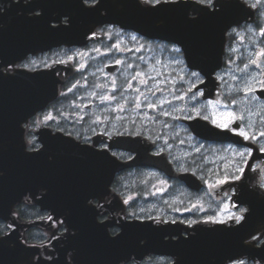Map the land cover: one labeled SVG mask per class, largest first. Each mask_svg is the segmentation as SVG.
I'll return each mask as SVG.
<instances>
[{"label": "water", "instance_id": "obj_1", "mask_svg": "<svg viewBox=\"0 0 264 264\" xmlns=\"http://www.w3.org/2000/svg\"><path fill=\"white\" fill-rule=\"evenodd\" d=\"M17 3L0 11V24H5L0 25V218L13 225L0 235V264H69L70 253L75 257L74 264H115L124 254L140 259L149 252L175 255L176 260L169 264H226L241 255L264 261V243L255 246L245 241L264 220V196L252 191L247 181L236 184L234 200L248 209L240 223L201 226L195 233L182 236L173 223L132 218L122 220L120 231L109 235L108 221L98 222L97 206L87 201L108 193L116 170L148 165L150 159L138 151L132 160L121 162L67 135L50 133L48 128L39 133L37 149H26L23 122L57 95L56 68H19L12 73L1 69L28 52L83 42L89 25L110 22L178 44L186 65L203 74L201 85L210 83L213 88L212 73L222 64L225 30L252 18L254 11L236 0H220L217 8L207 10L191 0L155 5L138 0H96L91 4L84 0H32L29 6ZM36 7L39 13L28 14ZM62 16H68L67 22L61 21ZM254 92L264 97V89ZM187 123L201 138L249 144L201 117L187 119ZM118 139L130 141L127 137ZM260 156L254 151L255 159ZM161 165L170 173L167 164ZM178 176L190 188L202 186L192 172ZM27 195L40 209L48 210L52 219L60 217L71 230L63 236L61 245H54L52 257L42 256L40 245L22 240L24 227L42 223L20 221L13 213V206ZM175 234L178 237L171 239Z\"/></svg>", "mask_w": 264, "mask_h": 264}, {"label": "flooded vegetation", "instance_id": "obj_2", "mask_svg": "<svg viewBox=\"0 0 264 264\" xmlns=\"http://www.w3.org/2000/svg\"><path fill=\"white\" fill-rule=\"evenodd\" d=\"M15 1L19 2L17 4H26L29 6L32 0H0V3H4L0 5V11H4L5 8L10 7V4L15 3ZM94 1L88 0L86 4L93 3ZM138 1L144 5H155L148 3L147 0ZM163 1L161 0V2ZM191 1L197 2V0ZM236 1L245 5L246 9L249 8L247 4L243 3V0ZM217 7L218 4L215 5V8ZM252 10L254 11L252 18H247L240 23L231 25L225 30L224 45L229 40L237 38V31H241L243 42H253V44H256V41H258L264 47V37L258 35L257 28L258 24L264 25V23L257 21V10H262V8ZM38 12L39 8L36 7L32 11H28V14ZM67 19L68 16H62L61 21L67 22ZM0 25L5 24L1 23ZM247 25L254 27L256 32L247 31L248 28H244ZM89 26L91 29L87 32L83 42L71 44L60 43L43 51L28 52L18 60L5 64L3 71L12 72L18 68L26 70H35L41 67L56 68L55 73L59 78L57 95L45 107L38 110L25 121L24 135L26 139L33 137L38 142V135L41 130L48 128L50 133L59 132L67 135L81 144L105 151L111 157L121 162L132 160L138 151L143 152L150 159L151 164L148 165L134 164L116 170L108 184V193L100 198H94L91 201L98 208V222L108 221L106 225L108 233L109 235H115L120 231V222L122 220L135 217L131 215V212L123 210L127 203L124 204L119 199L117 192L119 190H133L155 185V183L147 182L149 178L144 177L145 172L151 171L160 176H164L165 185H167L168 180L172 182L174 180L177 182L175 186H183L182 189L184 188L193 194L203 188L205 182L204 179L199 177L202 182V187L200 189H193L188 187L179 178V173L192 172L191 169L195 165H199L195 153L192 154L190 162L185 167H178L175 161L167 156V144L173 140L168 135V128L161 123L164 117L159 114L156 117L150 115L151 112L158 109V106L156 107L157 109L148 107V102H146L148 98L152 95L156 96L162 91L167 92L170 90L171 84H166L162 87L156 86L158 88L152 91V95L151 91H146L145 96L142 95L140 98L136 96L134 98L132 97L136 90L135 87L131 86L132 82L136 81L137 84L141 85L142 80H146L147 82H150V79L151 81H160L172 75V73H164L162 77L157 72L160 68V63L154 59V55L159 53L162 58L174 55L176 52L172 51V48L179 46L171 41L143 36L130 28L121 27L117 23H96ZM233 29H236V33L232 31ZM132 35L137 36L138 39L133 41L131 39ZM146 43L152 44V47L149 48L150 50L142 49L141 45H146ZM117 44L119 48L113 47V45ZM76 53H80V55H76ZM41 55L47 56L42 61H39ZM68 56H73V59L68 60ZM117 60L122 61V63L117 64ZM81 65L83 67H80ZM138 72H144L145 75L137 76ZM134 76H137V78L133 79ZM260 80H264V75H262ZM113 81H115V87H113ZM73 85H76V87H73ZM256 88L264 89V85L258 83V87ZM105 95L115 96L116 99L101 100L100 97ZM256 97L264 102V97ZM125 100H127V103H125ZM139 102L140 106L137 107L136 105ZM49 114L53 118L45 120L44 117ZM182 120L187 123V118ZM261 124L262 121L259 114L257 128L261 127ZM119 137H127L130 141H120L118 139ZM219 142H223L224 144L234 143L231 141ZM234 144L249 145L241 143ZM157 153L159 154L157 155ZM257 153L261 154L259 158H256L257 164H260L264 161V153L258 151ZM192 158L193 161L191 162ZM161 164H167L170 173ZM257 170L259 173H262L264 171V165ZM262 185H264V181L261 180V185L258 188L259 196H264V187ZM221 189L222 187L219 186L210 188L213 192L220 191L224 194L225 191ZM235 194L231 196V200L234 205H237L238 203L234 200ZM184 195L189 197L187 194ZM194 220L197 223L189 224L187 221L171 219L159 222H169L171 223L170 225L173 223L174 228L180 229L182 236L195 233V229L203 225L213 224V222L206 223L205 220L195 219V217ZM65 233H69V230L67 229L66 232L59 233L55 236L57 241H54L53 244L50 243L52 245L50 249H47L49 247L44 245L42 252L45 255L54 256V245L59 246L62 244ZM169 237V235L166 236V238ZM177 237L178 235L175 234L171 239H176ZM263 243L264 241H262ZM148 255L167 257L168 261L165 264L176 260V256L154 252L143 255L141 259L131 258L135 264H142Z\"/></svg>", "mask_w": 264, "mask_h": 264}, {"label": "rangeland", "instance_id": "obj_3", "mask_svg": "<svg viewBox=\"0 0 264 264\" xmlns=\"http://www.w3.org/2000/svg\"><path fill=\"white\" fill-rule=\"evenodd\" d=\"M262 10H257L258 17L257 21L264 23V7ZM244 28H249V25L244 26ZM254 32L256 29L251 27ZM238 37L234 40L231 39L227 44L224 45V52L222 55L223 63L222 65L212 73L214 86L211 84L206 86H201L195 78L188 76L190 71L199 72L196 69L189 68L184 60V56L181 53H176L174 55L165 56L162 58L160 54L154 55V59L160 63V68L157 70L159 74L163 77L164 73L172 75L163 78L160 81H151L137 84L136 81L131 83L132 87H135V93L132 95L134 98H140L142 95L145 96L146 91H152L158 87L165 86L166 84H171L170 90L167 92L162 91L156 96H150L146 102L155 103L158 109L151 112L150 115L156 117L158 114L163 116L164 119L161 121L165 127L168 128V135L172 137L171 142L167 144V156L177 164L178 167H185L186 164L190 162V157L195 153L199 165L193 167L191 171L195 173L198 177L204 179L205 186L195 194L189 193L183 186L177 185V182L173 180L167 181L161 184V181H165L164 176H160L154 172H145L144 177L149 178L151 183L155 185L145 186L136 188L133 190H119L117 196L124 203L129 196L132 197L128 201L126 207L123 210L127 212L135 213V217L146 219L150 218L156 222L171 220H181V221H191L195 219L207 220L209 216H215L217 221L223 219L225 223H213L215 224H228L234 222V220L228 219L230 214L239 215V208H247L245 204L234 205L231 196L235 194L236 184L239 182H248V187L259 193V186L261 185V180L264 181V171L259 173L257 169L255 170H245L244 177L239 181H229L228 183L217 185L216 181L222 178V174L225 171L224 165L229 163L233 157L230 152L224 151L228 145H232L233 148H241L245 145H237L234 143L224 144L223 142L203 139L192 133L189 129L187 123L182 119H186L187 116L195 117L196 114L191 112V108L197 107L202 108L207 104V101L221 97L229 105L232 111H236L238 114L241 111H245L246 121L249 120L257 128V121L260 117L264 116V102L259 100L255 93L246 92L245 82L252 89L258 87V83L262 75L258 73L264 72V57H256L255 52L258 51L262 46V43L256 41L253 42H243L241 39V31ZM257 39V38H256ZM152 47L151 43L144 44L142 49L150 50ZM173 49V48H172ZM235 49V51H232ZM47 55H41L39 61H42ZM251 59H257L259 66L249 64L248 68L244 70V64L248 63ZM179 60L181 63H175L174 61ZM231 60L232 63L229 64L228 61ZM200 73V72H199ZM184 77L183 80L180 77ZM223 79H219V77ZM233 76L238 77V79H233ZM250 77H255V80L250 79ZM204 76L200 73V80L203 81ZM196 82L198 89L203 92V95L197 97L196 101L190 99L192 93H188L183 100L175 99L174 96L182 95L190 87L189 81ZM158 86V87H156ZM196 89H193L195 92ZM155 97V98H154ZM237 100V104L232 105L231 100ZM170 101V103L161 104L160 101ZM137 103V101H136ZM140 104V102H139ZM176 109H183L179 111ZM220 108L219 111H223ZM148 111V110H147ZM247 111L254 113L251 117H247ZM149 112V111H148ZM163 112H169L170 115H163ZM212 108H207L206 111H202L199 117L203 118L204 115H210ZM138 113V111H136ZM171 119V121H170ZM211 123V119L208 120ZM212 124V123H211ZM25 126V125H24ZM27 126V124H26ZM29 127V126H28ZM30 129V128H29ZM31 141V143H29ZM39 143L31 137L25 138V145L28 150L33 149ZM199 149V151H197ZM193 158L191 159V162ZM250 164H257V160L250 161ZM212 185L216 187H222L225 193L213 192L210 190ZM144 186V185H143ZM143 188V189H142ZM162 189V190H161ZM187 194L189 197L185 196ZM187 200H185V198ZM196 205V207H194ZM229 205V207H225ZM202 206V208H201ZM37 205L34 203L32 196L28 195L24 200L16 203L13 208L15 214L22 212L27 216H32L36 213ZM143 209V211H141ZM195 214V215H194ZM34 220H40L42 223L35 226H29L21 230L22 240L28 244H38L41 246V252L43 251V246L47 245V249H50L52 245L50 240L54 238L59 233L66 232V227L63 220L60 217L53 219L49 218L48 211L41 215H37L30 220L25 218L23 221L30 222ZM50 221V222H49ZM211 223V222H207ZM255 228L254 232L245 239L246 242L254 245L262 244L264 241V220H261ZM203 226H210L203 225ZM10 229L9 224L0 218V233L7 232ZM256 237V239H253ZM43 253V252H42ZM244 260L245 264H264V261H257L246 255H241L232 260L225 261L226 264H233V261ZM168 261L167 257L148 255L142 264H165Z\"/></svg>", "mask_w": 264, "mask_h": 264}, {"label": "snow or ice", "instance_id": "obj_4", "mask_svg": "<svg viewBox=\"0 0 264 264\" xmlns=\"http://www.w3.org/2000/svg\"><path fill=\"white\" fill-rule=\"evenodd\" d=\"M88 0H85V3H87ZM148 3H153V4H159L161 3V0H147ZM164 2H168V0H164ZM172 2H175V0H172ZM197 3L200 5H203L204 8L201 10H207L208 8H215V5L217 3H220V0H197ZM244 4H247L248 7L252 9H259L261 7H264V0H243ZM264 15V13H261ZM38 15V14H37ZM258 28V35L261 37H264V25H257ZM234 33H236V29L232 30ZM247 31H253L251 26L247 29ZM95 35V33H93ZM239 35V33H237ZM131 39L133 41L137 40L138 37L135 35L131 36ZM243 39V37H241ZM113 47L119 48V45H113ZM143 47V45H141ZM172 51L176 53H180L181 49L179 47H174ZM232 51H235V49H232ZM76 55H80V53H76ZM256 57H264V47H261L258 51L255 52ZM73 56H68V60H72ZM63 62V61H62ZM175 63H181V61L176 60L174 61ZM117 64L122 63V61L117 60ZM229 64L232 63L231 60L228 61ZM249 64L252 65H257L259 66V62L257 59H251L248 63L244 64V70H246L249 66ZM80 67H83L81 65ZM131 67V65H129ZM144 72H138L137 76H144ZM258 75H264V73H258ZM137 76H134L133 79H136ZM188 76L191 78H195V80L199 83H203L202 80H200V73L196 71H190L188 73ZM181 80L184 79V77H180ZM219 79H223V77H219ZM233 79H238V77L233 76ZM250 79L255 80V77H250ZM146 80H142L141 83H146ZM257 83L264 85V80H259L256 81ZM78 83V82H77ZM190 87L187 89L186 92H184L182 95L179 96H174L175 99L178 100H183L185 96L188 95V93H192L190 99L193 101L197 100V97L200 95H203V92H201L198 87L196 82H192L191 80L189 81ZM73 87H76V85H73ZM113 87H115V81H113ZM193 89H196L195 92H193ZM246 92L251 93L253 89L247 85V82H245V89ZM71 91V89H69ZM95 95V93H93ZM101 100H115V96H110V95H105L100 97ZM125 103H127V100H125ZM161 104L163 103H170V101H165L161 100ZM231 104L235 105L237 104V100L232 99ZM139 107V103L136 105ZM150 108H156L157 104L155 103H148L147 105ZM120 107V105H118ZM211 107L212 112L210 115H204L203 119L209 120L211 119V123L222 129V130H227L233 133L234 135L241 137L243 141H248L249 145L244 146L241 148H233L232 145H228L227 148L224 149V151L230 152L232 154L233 159L224 165L225 171L222 174V178L218 179L216 181L217 185H222L225 183H228L229 181H239L241 180L244 175H245V170H255L259 169L264 165V161H262L260 164H250V161H254V151H258L260 153H264V116L261 117V127L255 128L254 124L249 120L247 123L246 121V115L245 111L239 112V114L236 111H232L230 108V105L221 97H217L216 99L209 100L207 101V104L204 105L202 108H197L193 107L191 108V112H194L196 116H200L202 111H206L207 108ZM220 108H223V111H219ZM179 111H183V109H176ZM163 115H170L169 112H163ZM254 115L251 111H247V117H251ZM53 117L49 114L44 117L45 120L52 119ZM187 119H191V116H187ZM27 127V126H26ZM31 143V141H29ZM106 147V146H105ZM163 151V149H161ZM199 151V149H197ZM159 153H157L158 155ZM166 183L165 181H161V184ZM216 185H212L211 187H215ZM264 187V185H262ZM162 190V189H161ZM132 197L129 196L127 200H125V203H128L129 200H131ZM196 207V205H194ZM225 207H229V205H225ZM202 208V206H201ZM143 211V209H141ZM248 212L247 208H239V215L236 214H230L227 218L234 220L236 223H240L241 221L245 220V215L244 213ZM132 215H135L133 213ZM207 222H213V223H225L226 221L221 219L217 221L215 216H209ZM189 224H194L197 223L195 220H191L188 222ZM11 227V225H9ZM119 235L116 236V239H119ZM253 239H256V237H253ZM70 256V262L69 264H74L75 257L72 256V254H69ZM31 264V261L29 262ZM115 264H135V262L132 260L129 254H124L120 257L117 258ZM233 264H245L244 260H238V261H233Z\"/></svg>", "mask_w": 264, "mask_h": 264}, {"label": "trees", "instance_id": "obj_5", "mask_svg": "<svg viewBox=\"0 0 264 264\" xmlns=\"http://www.w3.org/2000/svg\"><path fill=\"white\" fill-rule=\"evenodd\" d=\"M44 213V211L43 210H40L38 207H36V213H33V215L32 216H27V215H25L24 213H20V215L23 217V218H27V219H31V218H34L35 216H37V215H41V214H43Z\"/></svg>", "mask_w": 264, "mask_h": 264}, {"label": "bare ground", "instance_id": "obj_6", "mask_svg": "<svg viewBox=\"0 0 264 264\" xmlns=\"http://www.w3.org/2000/svg\"><path fill=\"white\" fill-rule=\"evenodd\" d=\"M257 226H258V225H257ZM257 226H256V227H257Z\"/></svg>", "mask_w": 264, "mask_h": 264}]
</instances>
